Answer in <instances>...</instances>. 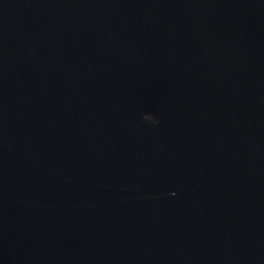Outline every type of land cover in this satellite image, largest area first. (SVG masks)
<instances>
[{"label":"water","instance_id":"water-1","mask_svg":"<svg viewBox=\"0 0 264 264\" xmlns=\"http://www.w3.org/2000/svg\"><path fill=\"white\" fill-rule=\"evenodd\" d=\"M0 264H264V0H0Z\"/></svg>","mask_w":264,"mask_h":264},{"label":"clouds","instance_id":"clouds-1","mask_svg":"<svg viewBox=\"0 0 264 264\" xmlns=\"http://www.w3.org/2000/svg\"><path fill=\"white\" fill-rule=\"evenodd\" d=\"M152 119V118H151ZM155 122V121H154Z\"/></svg>","mask_w":264,"mask_h":264}]
</instances>
